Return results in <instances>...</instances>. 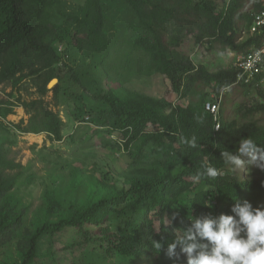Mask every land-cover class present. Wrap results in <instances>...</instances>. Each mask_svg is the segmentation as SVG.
<instances>
[{
  "label": "trees",
  "instance_id": "obj_1",
  "mask_svg": "<svg viewBox=\"0 0 264 264\" xmlns=\"http://www.w3.org/2000/svg\"><path fill=\"white\" fill-rule=\"evenodd\" d=\"M123 1L135 14L142 30L133 46L147 54L146 68L149 72L156 70L163 74L172 91L188 102L167 105L138 92L120 96L111 90L100 97L133 157L137 153L129 148L132 142L167 139L182 151L184 164L177 170L134 168L125 176V187L104 192L73 215L43 220L30 231L25 226V209L18 208L12 193L20 173L11 170L18 165L8 157V150L0 139V249L13 242L19 245V258L0 264H38L39 258L44 259L43 264H50L47 253L40 256L39 242L44 236H55L67 228L80 233V240L72 244L75 247L84 248L93 243L110 254L117 252L132 258L164 257L168 244L175 239V234L164 225V214L174 207L183 208L185 195L194 188L187 207L194 218L230 213L235 199H246L253 207H264V173L251 178L237 172L228 173L230 167L220 157L221 151H235L242 137L249 136L264 148V122L256 115L264 114V90L257 89L259 101L249 108L239 105L237 114L243 112L242 116L247 117L241 122L227 117L226 109L220 105V125L215 133L213 116L205 109L210 95H218L234 85L249 91L259 83L233 84L237 73L235 65L210 71L201 63L195 64L181 49L189 37L194 44L205 43L209 48L227 49L236 55L259 47L264 41L263 35L248 34L243 40L239 37L242 30L248 28L252 14L263 9L264 0H228L219 11L214 0ZM53 2L0 0V85L14 87L31 78L36 90L44 96L48 82L57 78V84L50 91L54 99L60 95L64 73L58 67L61 58L54 46L61 38L50 20ZM87 18H84L87 43L94 51L103 53L107 50L106 37L97 19L88 21ZM239 22H244L241 29ZM69 72L76 80L74 70L69 68ZM16 105L10 100L1 101L0 118L12 114ZM20 106L28 115L25 124L24 120L16 124L20 131L46 133L53 140L62 139L63 121L42 97L22 100ZM149 124L156 131H148ZM193 138L195 147L188 143ZM206 167H215L225 174L210 178L205 173ZM47 200L46 211H54L56 201L50 197ZM208 203L211 207L205 205ZM125 211H130L133 219L126 224L130 230L112 231L108 224L110 214ZM156 222H159L158 228ZM153 241H161L162 248L156 250ZM69 264L86 263L76 259Z\"/></svg>",
  "mask_w": 264,
  "mask_h": 264
},
{
  "label": "rangeland",
  "instance_id": "obj_2",
  "mask_svg": "<svg viewBox=\"0 0 264 264\" xmlns=\"http://www.w3.org/2000/svg\"><path fill=\"white\" fill-rule=\"evenodd\" d=\"M227 1L214 0L216 10H221ZM86 17L88 21L97 19L99 22L107 42V50L103 53L94 51L87 43ZM50 20L61 38L54 43L61 58L58 67L64 73L60 95L54 99L51 88H47V93L41 96L31 78L14 87L0 85V102L10 100L17 104L12 114L0 118V139L8 150V157L18 165L11 170L20 173L12 193L18 208L25 209V226L30 231L43 220L73 215L91 199L125 187V176L134 168L170 167L177 170L184 164L182 151L167 139L132 142L129 148L137 153L133 157L115 127L108 106L100 97L111 90L120 96L138 92L158 98L167 105H186L188 102L187 98L172 91L163 74L156 70L149 72L146 68L147 54L133 46L142 30L127 4L123 0H54ZM243 26L244 22H239L238 27ZM181 49L195 64L201 63L210 71L235 65V52L209 48L205 43L194 44L190 37ZM69 68L74 70L76 80L70 76ZM257 89L264 90V82L249 91L238 85L224 91L221 106L226 109L225 115L240 122L247 118L242 116L243 112L237 114V109L239 105L249 108L259 101ZM38 97H42L62 119L61 140H53L46 133H24L16 127L20 120L25 124L28 119L20 106L21 101ZM256 115L264 122V114ZM147 130L154 132L156 128L149 124ZM228 170V173L233 172L231 168ZM263 173V168L247 166L239 174L251 178ZM195 190L185 195L183 208L174 207L164 214V225L170 233L175 234L176 229L191 223L190 217L194 218L187 207ZM49 197L56 201L54 211L45 209ZM132 220L130 211L112 213L108 224L112 231L122 232L129 229L126 224ZM155 226L158 228L159 222ZM78 240L80 233L71 228L55 236L46 235L39 242V254L47 253L50 264H69L76 259L86 264H184L186 260L183 254L179 259H170L167 255L132 258L117 252L110 254L93 243L84 248L73 246ZM17 246L13 242L0 249V262L18 259ZM40 262L43 264L44 259L39 258L38 264Z\"/></svg>",
  "mask_w": 264,
  "mask_h": 264
},
{
  "label": "clouds",
  "instance_id": "obj_3",
  "mask_svg": "<svg viewBox=\"0 0 264 264\" xmlns=\"http://www.w3.org/2000/svg\"><path fill=\"white\" fill-rule=\"evenodd\" d=\"M188 143L195 147V138ZM220 157L233 172L245 171L247 166L264 168V148L249 136L239 139L235 151H221ZM205 173L210 178L222 174L215 167H206ZM205 205L211 207L210 203ZM190 220L186 227L176 229L175 239L168 244L166 255L170 259L183 254L186 264H264V207L235 199L230 213ZM153 247L160 250L161 241H153Z\"/></svg>",
  "mask_w": 264,
  "mask_h": 264
},
{
  "label": "built area",
  "instance_id": "obj_4",
  "mask_svg": "<svg viewBox=\"0 0 264 264\" xmlns=\"http://www.w3.org/2000/svg\"><path fill=\"white\" fill-rule=\"evenodd\" d=\"M239 40L245 39L248 34H257L264 36V7L260 11L252 14L251 22L247 29L241 32ZM235 67L237 70L236 79L233 84H243L256 81L264 82V41L259 47H252L246 52L236 55ZM223 92L218 95H210V100L205 103L206 111L210 112L214 119V132L219 130V108ZM220 171V170H219ZM225 174V171H220Z\"/></svg>",
  "mask_w": 264,
  "mask_h": 264
},
{
  "label": "water",
  "instance_id": "obj_5",
  "mask_svg": "<svg viewBox=\"0 0 264 264\" xmlns=\"http://www.w3.org/2000/svg\"><path fill=\"white\" fill-rule=\"evenodd\" d=\"M58 82V79L57 78H53V79H51L49 82H48V84H47V88H53L54 86H53V84H56Z\"/></svg>",
  "mask_w": 264,
  "mask_h": 264
}]
</instances>
